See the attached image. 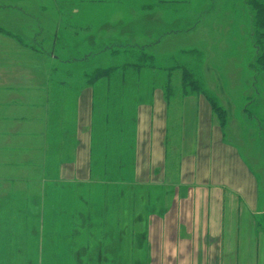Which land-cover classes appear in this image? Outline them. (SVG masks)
<instances>
[{
	"label": "rangeland",
	"instance_id": "374dc122",
	"mask_svg": "<svg viewBox=\"0 0 264 264\" xmlns=\"http://www.w3.org/2000/svg\"><path fill=\"white\" fill-rule=\"evenodd\" d=\"M250 1L0 0V264H160L147 225L165 187L133 182L128 109L162 85L189 107L200 93L184 64L264 157V26ZM96 68L109 73L90 82ZM86 90L96 148L82 180Z\"/></svg>",
	"mask_w": 264,
	"mask_h": 264
},
{
	"label": "crops",
	"instance_id": "0c3cea01",
	"mask_svg": "<svg viewBox=\"0 0 264 264\" xmlns=\"http://www.w3.org/2000/svg\"><path fill=\"white\" fill-rule=\"evenodd\" d=\"M164 87L134 98L127 124L133 126V182L144 189L165 187L159 197L154 194L160 210H150L147 225L150 247L161 249L159 263L264 264V157L258 145L248 131L241 134L221 119L204 94L180 108ZM79 101L77 138H91L93 91H84ZM125 124L118 125L120 141ZM92 141L85 143L86 164H80L81 154L76 159V167L86 170L82 180L89 177ZM79 170H72L76 177Z\"/></svg>",
	"mask_w": 264,
	"mask_h": 264
},
{
	"label": "trees",
	"instance_id": "16d2710c",
	"mask_svg": "<svg viewBox=\"0 0 264 264\" xmlns=\"http://www.w3.org/2000/svg\"><path fill=\"white\" fill-rule=\"evenodd\" d=\"M250 3H252L253 5H256V9L258 10L257 13H256V19H257V23L256 24L258 26L259 25L264 26V3L258 2V0H251ZM182 69L184 70V74H185V76H187V79L192 82L191 84L193 85L194 90H197V91H199L200 94H204L205 96H207L208 99L210 100V102H211L212 107L214 108V110L220 111L221 107H219L216 98L210 96L203 89V86H202V83L200 82V79L196 76V73L191 69V67H188V66H186L184 64L182 66ZM103 72L109 73L108 70H101V69H97L96 68L93 71V76L91 78L89 77L88 80L90 82H93L95 79H97L99 76H101V74ZM93 141H92L93 142V144H92L93 145V149H92V153H91L92 160H93V158L95 156L94 155L95 154L94 148H96V140L93 139ZM101 151H102V153H106L107 149L105 148V146H104V148L101 149ZM149 200H150V196H149Z\"/></svg>",
	"mask_w": 264,
	"mask_h": 264
}]
</instances>
